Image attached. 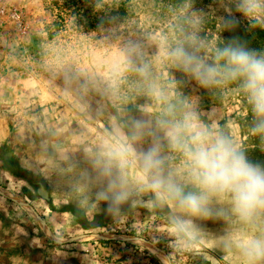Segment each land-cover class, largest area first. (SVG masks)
<instances>
[{
	"label": "rangeland",
	"instance_id": "obj_1",
	"mask_svg": "<svg viewBox=\"0 0 264 264\" xmlns=\"http://www.w3.org/2000/svg\"><path fill=\"white\" fill-rule=\"evenodd\" d=\"M250 26L242 39L264 49V31L235 0H0V264H243L238 245L264 233V221L195 219L197 255L176 247L171 209L151 193L106 212L92 160L113 125L126 134L132 119L187 103L264 163L237 87L202 88L164 54L184 32L210 49ZM132 45L147 80L126 63ZM182 162L176 154L174 166Z\"/></svg>",
	"mask_w": 264,
	"mask_h": 264
},
{
	"label": "clouds",
	"instance_id": "obj_2",
	"mask_svg": "<svg viewBox=\"0 0 264 264\" xmlns=\"http://www.w3.org/2000/svg\"><path fill=\"white\" fill-rule=\"evenodd\" d=\"M235 9L264 31V0H235ZM224 23L232 29L239 20L230 16ZM164 54L202 88L235 85L251 115V132L264 137V49L250 48L235 36L209 49L193 30L182 33ZM127 56L126 63L147 80L149 65L132 60L142 58L138 46L132 45ZM148 93L157 101L168 99L155 84L149 85ZM145 142L148 146L142 147ZM176 154L183 160L179 168L173 163ZM92 163L105 182L97 197L106 202V212L134 195L151 193L153 205L171 209L176 247L197 255L195 219L236 217L253 228L264 221V163L249 159L241 145L217 126L202 123L190 104L177 110L168 103L155 118H134L126 134L113 125ZM238 248L243 264H264V233L242 239Z\"/></svg>",
	"mask_w": 264,
	"mask_h": 264
},
{
	"label": "trees",
	"instance_id": "obj_3",
	"mask_svg": "<svg viewBox=\"0 0 264 264\" xmlns=\"http://www.w3.org/2000/svg\"><path fill=\"white\" fill-rule=\"evenodd\" d=\"M240 29V32H243L240 36H236V37H238L239 39H240V41L241 42H243V43H246V45L248 46V47H250V48H255L254 46H253V44H248L249 43V39L248 38H245V39H242V36L243 35H246V36H249L248 34H251V30H254V27H252V26H250L249 27V29H244L243 27H240L239 28ZM256 35H257V33H255ZM252 35H253V33H252ZM226 42V41H225ZM224 42V43H225ZM223 43V44H224ZM223 44H219V46H222Z\"/></svg>",
	"mask_w": 264,
	"mask_h": 264
}]
</instances>
